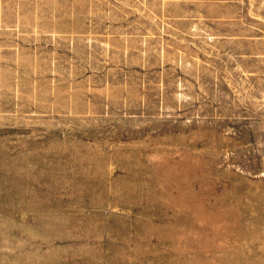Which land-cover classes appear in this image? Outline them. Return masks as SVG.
Masks as SVG:
<instances>
[{
    "label": "rangeland",
    "instance_id": "obj_1",
    "mask_svg": "<svg viewBox=\"0 0 264 264\" xmlns=\"http://www.w3.org/2000/svg\"><path fill=\"white\" fill-rule=\"evenodd\" d=\"M97 1L0 0V264H264V19L160 50Z\"/></svg>",
    "mask_w": 264,
    "mask_h": 264
},
{
    "label": "crops",
    "instance_id": "obj_2",
    "mask_svg": "<svg viewBox=\"0 0 264 264\" xmlns=\"http://www.w3.org/2000/svg\"><path fill=\"white\" fill-rule=\"evenodd\" d=\"M99 2V0L97 1ZM112 27L124 33L144 35L143 42L155 41L160 50L174 40L182 44L198 41L200 35H216L211 19H223L225 26L235 21L240 29L223 34L241 37L247 34V19H264V0H111ZM99 14V11H96ZM134 28V29H133ZM98 32V31H97ZM183 48V47H181ZM185 48V47H184ZM183 48V49H184Z\"/></svg>",
    "mask_w": 264,
    "mask_h": 264
}]
</instances>
